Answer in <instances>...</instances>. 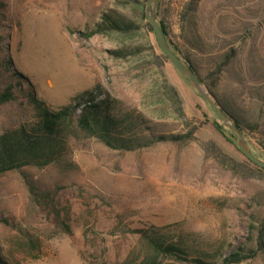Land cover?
<instances>
[{
	"label": "rangeland",
	"instance_id": "rangeland-1",
	"mask_svg": "<svg viewBox=\"0 0 264 264\" xmlns=\"http://www.w3.org/2000/svg\"><path fill=\"white\" fill-rule=\"evenodd\" d=\"M103 12L137 27L86 39L82 34ZM175 12L171 6L170 36L215 85L217 98L256 116L260 107L250 93H264V0H201L196 26L202 50L184 45ZM230 48L237 55L229 73L213 74L216 55ZM160 54L133 0H0V60L9 58L49 108L59 110L100 85L166 132L194 131L183 144L120 151L74 126L64 162L0 176V256L8 264H117L140 248L131 230L148 226L183 235L193 254H206L203 260L218 262L243 244L252 255L241 264H264L257 247L264 170L215 130L213 122L233 136ZM25 103L0 106V134L29 119ZM242 136L264 160L252 135Z\"/></svg>",
	"mask_w": 264,
	"mask_h": 264
},
{
	"label": "trees",
	"instance_id": "trees-1",
	"mask_svg": "<svg viewBox=\"0 0 264 264\" xmlns=\"http://www.w3.org/2000/svg\"><path fill=\"white\" fill-rule=\"evenodd\" d=\"M146 1L133 0L139 3V11L145 21V26L154 33L146 20ZM200 2L201 0H178L172 4V0H157L156 21L172 51L196 75L219 108L228 119L232 120L242 135L245 133L252 135L257 146L264 153V122L262 121L264 93L260 91L250 93L252 97H256L260 107L256 116L239 112L240 110L235 108L236 105L233 106L231 100L227 98L223 101L219 100L213 92L215 85L207 84V78L201 76L199 66L188 59L179 43L173 41L170 36L173 31L169 20V11L172 6L176 9V24L185 41L184 45L188 44L194 49L202 50L205 44L196 26V13ZM98 20L92 28L82 34L86 39L97 34H127L137 27L129 19L112 12H103ZM126 55H130V52H119L117 57ZM236 55L237 51L232 48L223 54L216 55L212 68L213 74L229 73L228 67ZM160 57L168 60L162 53ZM172 91L175 96L174 103L182 112L178 96L173 89ZM18 100L26 102L30 117L16 128L5 130L0 134V176L12 171L20 172L26 167L42 168L64 162L69 150L70 135L74 133V126L96 138L108 148L120 151L139 150L158 143L183 144L194 139L193 130L187 134L166 132L161 124L145 117L142 113L123 108L120 102L109 96L100 85L82 92L70 105L59 110H52L36 96L27 76H24L17 68L15 69L9 58L1 59L0 106ZM213 126L225 140L230 141L225 137L220 124L213 122ZM26 185L31 190V183L26 182ZM131 233L137 237L140 248L131 249L117 264H163L165 260L179 264H241L252 255L248 253L252 250H246V247L240 244L229 254L220 255L218 262H210L203 260V257H206L204 252L193 254L191 245L183 235L171 234L156 226L131 230ZM257 233V247L264 252V222ZM193 255L196 258H191ZM0 264L8 263L0 256Z\"/></svg>",
	"mask_w": 264,
	"mask_h": 264
},
{
	"label": "water",
	"instance_id": "water-1",
	"mask_svg": "<svg viewBox=\"0 0 264 264\" xmlns=\"http://www.w3.org/2000/svg\"><path fill=\"white\" fill-rule=\"evenodd\" d=\"M146 20L151 25L157 45L161 53L170 61L178 75L186 84L193 87L208 103L218 120L233 132V136L223 131L225 137L229 138L236 146L238 151L243 154L250 162L264 170V160L256 157L249 149L245 139L238 128L230 121L223 111L219 108L207 90L203 89L200 80L196 75L184 65L182 60L172 51L165 35L156 21V0H147L146 2Z\"/></svg>",
	"mask_w": 264,
	"mask_h": 264
}]
</instances>
